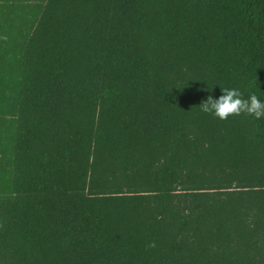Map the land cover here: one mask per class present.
<instances>
[{
  "label": "trees",
  "instance_id": "1",
  "mask_svg": "<svg viewBox=\"0 0 264 264\" xmlns=\"http://www.w3.org/2000/svg\"><path fill=\"white\" fill-rule=\"evenodd\" d=\"M226 87L264 99V0H0V264H264Z\"/></svg>",
  "mask_w": 264,
  "mask_h": 264
},
{
  "label": "clouds",
  "instance_id": "2",
  "mask_svg": "<svg viewBox=\"0 0 264 264\" xmlns=\"http://www.w3.org/2000/svg\"><path fill=\"white\" fill-rule=\"evenodd\" d=\"M218 85V84H216ZM221 94L217 97L208 95L199 103L202 113L209 114L218 120H225L230 116H238L244 113L255 120L264 119V99L250 93L244 98L237 88L220 89ZM154 246V245H150Z\"/></svg>",
  "mask_w": 264,
  "mask_h": 264
}]
</instances>
